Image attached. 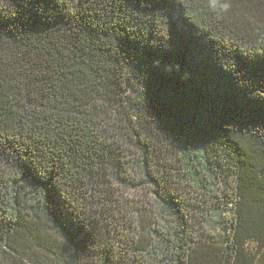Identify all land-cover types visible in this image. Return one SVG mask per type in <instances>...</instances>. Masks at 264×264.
<instances>
[{
	"label": "trees",
	"instance_id": "trees-1",
	"mask_svg": "<svg viewBox=\"0 0 264 264\" xmlns=\"http://www.w3.org/2000/svg\"><path fill=\"white\" fill-rule=\"evenodd\" d=\"M0 264H264V0H0Z\"/></svg>",
	"mask_w": 264,
	"mask_h": 264
},
{
	"label": "rangeland",
	"instance_id": "rangeland-1",
	"mask_svg": "<svg viewBox=\"0 0 264 264\" xmlns=\"http://www.w3.org/2000/svg\"><path fill=\"white\" fill-rule=\"evenodd\" d=\"M231 207H233V204H231ZM221 212H222V209H219L218 211L215 212V214H216L215 221H216V222H220V221H221L220 214H221L222 217H223V216H226V215H227L228 217H230V216L232 215V212H233V211L228 212V209H227V211H226L227 213H225V214L223 213V214H222ZM218 213H219V215H217ZM223 218H224V217H223ZM216 222L214 223L215 225H217ZM252 244H254V242H250V248L252 247Z\"/></svg>",
	"mask_w": 264,
	"mask_h": 264
}]
</instances>
